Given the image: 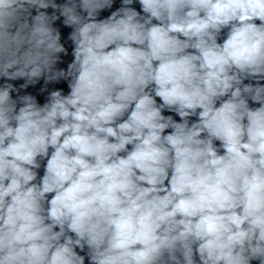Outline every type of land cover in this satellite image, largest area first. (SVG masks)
Wrapping results in <instances>:
<instances>
[{
    "label": "clouds",
    "instance_id": "1",
    "mask_svg": "<svg viewBox=\"0 0 264 264\" xmlns=\"http://www.w3.org/2000/svg\"><path fill=\"white\" fill-rule=\"evenodd\" d=\"M0 264H264V0H0Z\"/></svg>",
    "mask_w": 264,
    "mask_h": 264
},
{
    "label": "water",
    "instance_id": "2",
    "mask_svg": "<svg viewBox=\"0 0 264 264\" xmlns=\"http://www.w3.org/2000/svg\"><path fill=\"white\" fill-rule=\"evenodd\" d=\"M30 91H34V90L30 89ZM40 99L42 100L43 98H42V97H40Z\"/></svg>",
    "mask_w": 264,
    "mask_h": 264
}]
</instances>
